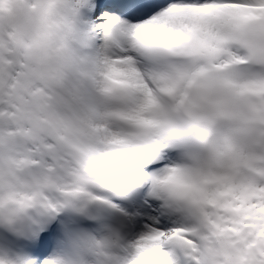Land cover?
<instances>
[{"label":"snow or ice","instance_id":"snow-or-ice-1","mask_svg":"<svg viewBox=\"0 0 264 264\" xmlns=\"http://www.w3.org/2000/svg\"><path fill=\"white\" fill-rule=\"evenodd\" d=\"M0 264H264V0H0Z\"/></svg>","mask_w":264,"mask_h":264}]
</instances>
